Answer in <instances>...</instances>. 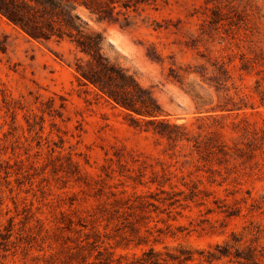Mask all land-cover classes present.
I'll return each instance as SVG.
<instances>
[{"label":"rangeland","instance_id":"obj_1","mask_svg":"<svg viewBox=\"0 0 264 264\" xmlns=\"http://www.w3.org/2000/svg\"><path fill=\"white\" fill-rule=\"evenodd\" d=\"M152 1L79 14L153 123L0 14V264H264V0Z\"/></svg>","mask_w":264,"mask_h":264},{"label":"trees","instance_id":"obj_2","mask_svg":"<svg viewBox=\"0 0 264 264\" xmlns=\"http://www.w3.org/2000/svg\"><path fill=\"white\" fill-rule=\"evenodd\" d=\"M152 0H0V14L18 27L30 39L38 42L67 39L86 59L75 58L73 68L80 79L92 84L99 93L114 105L123 108L129 115L136 114L155 122L161 109L152 92L141 86L124 67L110 61L101 51V36L85 30L80 10L84 9L98 20L118 23L122 27L135 25L139 8L152 4ZM139 14V13H137ZM160 124L161 121H158ZM165 128L161 134L171 136ZM202 253L203 251H199ZM150 253H154L150 248ZM183 255H170L178 263L192 260L189 251ZM212 254V253H210ZM154 258H143L141 264H162L159 253ZM97 262H88L96 264Z\"/></svg>","mask_w":264,"mask_h":264}]
</instances>
